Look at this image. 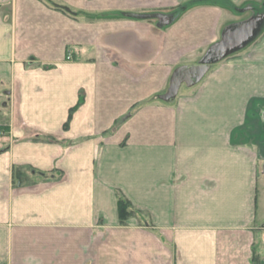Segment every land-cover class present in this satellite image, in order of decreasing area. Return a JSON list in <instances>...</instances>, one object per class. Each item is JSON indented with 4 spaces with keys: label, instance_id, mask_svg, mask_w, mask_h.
I'll list each match as a JSON object with an SVG mask.
<instances>
[{
    "label": "crops",
    "instance_id": "1",
    "mask_svg": "<svg viewBox=\"0 0 264 264\" xmlns=\"http://www.w3.org/2000/svg\"><path fill=\"white\" fill-rule=\"evenodd\" d=\"M254 261L264 0H0V264Z\"/></svg>",
    "mask_w": 264,
    "mask_h": 264
},
{
    "label": "water",
    "instance_id": "2",
    "mask_svg": "<svg viewBox=\"0 0 264 264\" xmlns=\"http://www.w3.org/2000/svg\"><path fill=\"white\" fill-rule=\"evenodd\" d=\"M205 61L206 62H203L202 64L185 67L183 70H181L177 78L173 80L172 87L176 89L183 80H186L187 83H192L200 79L208 67L207 61H209V59Z\"/></svg>",
    "mask_w": 264,
    "mask_h": 264
},
{
    "label": "trees",
    "instance_id": "3",
    "mask_svg": "<svg viewBox=\"0 0 264 264\" xmlns=\"http://www.w3.org/2000/svg\"><path fill=\"white\" fill-rule=\"evenodd\" d=\"M81 102V97L78 100V104ZM73 108L70 109V114L72 112ZM117 207H118V214L120 218V222H124L129 216L133 214V212H137L138 210L135 209L131 203L125 199L121 194L118 193L117 197ZM254 264L255 261H254Z\"/></svg>",
    "mask_w": 264,
    "mask_h": 264
},
{
    "label": "rangeland",
    "instance_id": "4",
    "mask_svg": "<svg viewBox=\"0 0 264 264\" xmlns=\"http://www.w3.org/2000/svg\"><path fill=\"white\" fill-rule=\"evenodd\" d=\"M69 57V56H68ZM68 59V58H67ZM25 176H26V178H30V177H36V175H38L37 176V178H41V175H39V174H34V175H32L31 174V170L29 169V168H27V169H25ZM24 175V174H23ZM133 216L134 215H136V216H139V217H145V214H143V213H141V212H139V211H137V212H133V214H132Z\"/></svg>",
    "mask_w": 264,
    "mask_h": 264
},
{
    "label": "built area",
    "instance_id": "5",
    "mask_svg": "<svg viewBox=\"0 0 264 264\" xmlns=\"http://www.w3.org/2000/svg\"><path fill=\"white\" fill-rule=\"evenodd\" d=\"M67 58H69V57H67Z\"/></svg>",
    "mask_w": 264,
    "mask_h": 264
}]
</instances>
